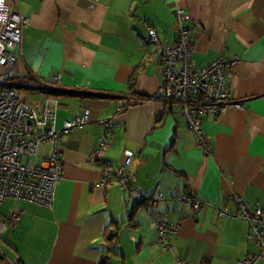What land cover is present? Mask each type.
Here are the masks:
<instances>
[{
  "label": "crops",
  "instance_id": "0c3cea01",
  "mask_svg": "<svg viewBox=\"0 0 264 264\" xmlns=\"http://www.w3.org/2000/svg\"><path fill=\"white\" fill-rule=\"evenodd\" d=\"M11 1L26 25L9 83L43 94L34 106L48 95L41 90L57 91L56 129L84 108L89 121L58 140L63 175L50 208L22 200L0 206L7 225L0 264H239L255 254L247 222L219 212L237 213L231 196L264 212V0ZM176 7L190 16L194 69L219 56L234 60L229 86L241 108L201 119L208 151L176 106L151 98L162 67L147 31L172 43ZM102 120H111L103 159L118 165L131 155L126 173L140 197L99 185L102 165L92 153ZM47 151L42 144L31 162ZM183 194L203 206L181 205ZM154 215L178 225L172 251L160 248ZM112 235L110 254L104 237Z\"/></svg>",
  "mask_w": 264,
  "mask_h": 264
},
{
  "label": "built area",
  "instance_id": "2783aa9c",
  "mask_svg": "<svg viewBox=\"0 0 264 264\" xmlns=\"http://www.w3.org/2000/svg\"><path fill=\"white\" fill-rule=\"evenodd\" d=\"M174 17L176 34L172 43L163 44L154 29L147 31V42L156 47L162 67L161 84L151 98L176 106L199 146L208 151L201 119L204 116H219L229 108H241V103L235 99L229 86V71L234 60L219 56L194 69L188 24L190 16L184 9L176 7ZM25 25L26 19L15 3L0 0V206L6 200H22L50 208L55 186L63 175L58 140L85 125L89 121V110L84 108L78 115L64 121L60 129H56L58 100L54 95H46L37 106L19 98L15 86L9 83L7 77L20 57ZM57 79L54 77V80ZM21 85L31 86L29 83ZM37 88L46 89L47 86L38 83ZM100 125L103 131L92 153V158L102 165L99 185L115 183L120 190L140 197V188L131 184L126 173L131 155L128 154L126 161L118 165L103 159L109 145L111 120H102ZM42 144L48 146L47 155L38 165H34L31 159ZM160 198L161 194L157 192L151 204L155 205ZM230 199L236 205L237 213L220 211L219 215L239 216L245 220L251 231L248 238L258 248L255 254L247 252L239 264H257L264 260V212L259 208L250 210L238 196H231ZM178 202L194 210L203 206L191 194L181 195ZM10 219L14 224L18 220L17 214L13 213ZM153 224L160 248L166 252L172 251V239L178 225L172 220H161L158 215L153 216ZM6 230L7 225L0 223V237ZM181 263L180 259L175 261V264Z\"/></svg>",
  "mask_w": 264,
  "mask_h": 264
},
{
  "label": "rangeland",
  "instance_id": "374dc122",
  "mask_svg": "<svg viewBox=\"0 0 264 264\" xmlns=\"http://www.w3.org/2000/svg\"><path fill=\"white\" fill-rule=\"evenodd\" d=\"M15 91L17 92L19 98L24 99L25 101H27L28 103H31L32 99H40V97H43V94L38 93L35 90L29 89V88H22V87H14ZM7 202H5L3 205H1V211H3V208L5 207V204ZM128 234V233H127ZM128 255V254H126ZM116 259H112L111 261L115 262ZM118 263L119 261L116 260Z\"/></svg>",
  "mask_w": 264,
  "mask_h": 264
},
{
  "label": "trees",
  "instance_id": "16d2710c",
  "mask_svg": "<svg viewBox=\"0 0 264 264\" xmlns=\"http://www.w3.org/2000/svg\"><path fill=\"white\" fill-rule=\"evenodd\" d=\"M7 79L10 80V76H8ZM41 91L46 92L49 95H54V96H56V94H57V91H51V90H47V91L41 90ZM167 104H168L167 105L168 108H173L172 107V104H169V103H167ZM157 120H159V117H158ZM131 214H132V211L130 212V215L128 216L129 222L131 221V217H132ZM116 237H117V235H112L110 237H104V242L106 244V251H107V253H110V254H113L114 253L113 250H112V247H113L112 246V243H113V240L116 239ZM101 264H107L106 260H103L101 262ZM202 264H206L205 261H203Z\"/></svg>",
  "mask_w": 264,
  "mask_h": 264
}]
</instances>
